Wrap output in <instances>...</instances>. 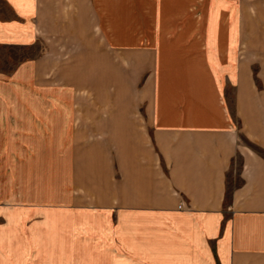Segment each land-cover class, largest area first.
<instances>
[{
  "label": "crops",
  "instance_id": "crops-1",
  "mask_svg": "<svg viewBox=\"0 0 264 264\" xmlns=\"http://www.w3.org/2000/svg\"><path fill=\"white\" fill-rule=\"evenodd\" d=\"M0 2V43L80 53L0 78V264H264L256 0ZM112 52L143 91L78 95Z\"/></svg>",
  "mask_w": 264,
  "mask_h": 264
},
{
  "label": "rangeland",
  "instance_id": "rangeland-1",
  "mask_svg": "<svg viewBox=\"0 0 264 264\" xmlns=\"http://www.w3.org/2000/svg\"><path fill=\"white\" fill-rule=\"evenodd\" d=\"M256 2L258 11H264V0H256ZM261 22L264 23V19ZM57 42L56 38L50 39L49 41L50 45L52 44L54 46H56ZM257 43L258 41L254 39L253 44L256 45ZM31 44L0 43V78L12 76V82L17 79L23 80L25 75H31L34 70L33 67L37 65L40 69L45 71L43 75L44 77L48 76L49 78H47V80H49L56 75L55 71L58 70V68L54 67L56 64H62L64 62L71 63L74 58L79 59V52L47 51V41H42L41 43L39 39L35 41L33 45ZM256 47H258V45ZM254 55L262 56L263 54L257 52L254 53ZM81 56L80 59H83V54H81ZM128 60L127 63L122 62L120 53L112 52L107 60H105L107 64L104 66L103 58L102 63H100L101 67L98 66L96 68V91L93 92H90L88 84L86 83L93 75L94 69L92 70L88 67L81 66L80 80L82 85L81 89L78 91V95L81 97L87 95H139L144 89L143 86L145 82L152 75L151 61L146 57H138L136 55H130ZM60 70L62 71L63 69L61 68ZM252 70L256 80L259 79L258 75L262 73L263 68L255 63ZM65 71L67 73L69 69H65Z\"/></svg>",
  "mask_w": 264,
  "mask_h": 264
}]
</instances>
